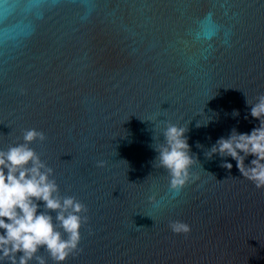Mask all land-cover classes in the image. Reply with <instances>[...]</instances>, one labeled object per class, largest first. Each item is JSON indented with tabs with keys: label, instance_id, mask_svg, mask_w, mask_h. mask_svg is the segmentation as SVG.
I'll list each match as a JSON object with an SVG mask.
<instances>
[{
	"label": "water",
	"instance_id": "obj_1",
	"mask_svg": "<svg viewBox=\"0 0 264 264\" xmlns=\"http://www.w3.org/2000/svg\"><path fill=\"white\" fill-rule=\"evenodd\" d=\"M261 93L264 0H0V149L44 132L31 147L87 208L62 264H264V188L205 155L258 126ZM167 124L194 156L179 192L154 166Z\"/></svg>",
	"mask_w": 264,
	"mask_h": 264
},
{
	"label": "clouds",
	"instance_id": "obj_2",
	"mask_svg": "<svg viewBox=\"0 0 264 264\" xmlns=\"http://www.w3.org/2000/svg\"><path fill=\"white\" fill-rule=\"evenodd\" d=\"M246 104L258 126L250 133L233 128L227 137L218 138L205 155L231 157L241 177L260 189L264 188V93L255 103L246 97ZM233 115H239L238 110ZM187 130L167 124L161 132L163 141L154 149L158 153L154 166L167 171L169 187L176 192L188 183L194 162ZM45 138L44 132L29 128L24 130L22 142L0 149V260L6 258L7 264H29L33 259L37 264H46L43 257L36 255L40 249L47 251L56 264H62L80 245L87 208L75 196L60 194L54 169L31 147L34 141ZM197 146L202 147L199 143ZM249 156L253 158L246 164ZM105 163L97 161V166ZM220 166L229 171L233 167L227 160ZM169 228L175 234L191 231L190 225L180 220L170 221Z\"/></svg>",
	"mask_w": 264,
	"mask_h": 264
}]
</instances>
